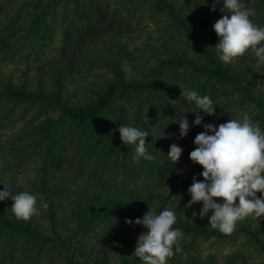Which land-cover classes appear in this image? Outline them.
Returning a JSON list of instances; mask_svg holds the SVG:
<instances>
[{
    "label": "trees",
    "instance_id": "1",
    "mask_svg": "<svg viewBox=\"0 0 264 264\" xmlns=\"http://www.w3.org/2000/svg\"><path fill=\"white\" fill-rule=\"evenodd\" d=\"M199 3L202 0H0V64L17 61L25 44L44 54L35 66L42 70L39 91L28 90L25 83L2 84L0 77V135L8 134L0 139V189L5 184L14 193L26 190L47 204L40 209L42 220L35 223L38 216L30 222L16 219L10 198L0 201V264H144L130 251L145 229L125 219L142 217L152 206L153 213L185 207L193 176L203 179L198 175L202 166L189 159L196 147L193 139L203 128L192 126L180 138L179 125L171 122L182 111L195 110L180 96L181 89L213 99L215 112L205 115L204 122L218 125L247 112L264 130V64L250 50L231 64L222 63L212 25L228 13L220 11L222 4L210 11ZM244 3L255 10L253 23L264 27V0ZM13 6L17 13L7 20L4 15ZM146 16L156 19V35L148 38L156 36L161 42L160 57L152 52L147 58L154 60L148 62L136 55L146 56L141 50H132L128 58L134 64L119 67L115 57L121 56L112 48V37H141L138 25ZM49 17L60 25L59 44L49 35ZM47 46L56 54L47 57ZM95 54L100 71L89 60ZM51 74L56 92L43 86L51 82ZM85 74L102 78L91 96L77 97L73 84L86 79ZM7 102L12 114L4 109ZM182 115L191 124L195 113ZM120 124L149 132L145 139L146 145L151 142L147 147L153 160L132 161L134 146L121 143ZM164 132L167 135L160 136ZM172 143L184 149L175 165L167 157ZM23 176L29 184H22ZM66 209L68 214L61 217ZM191 209L175 212L173 227L184 235L181 251L168 259L170 264L196 262L199 257L192 252L198 251L200 241L231 234L191 219ZM248 222L237 230H245L264 248V217ZM240 257L233 254L221 261L206 255L204 264H264Z\"/></svg>",
    "mask_w": 264,
    "mask_h": 264
},
{
    "label": "clouds",
    "instance_id": "2",
    "mask_svg": "<svg viewBox=\"0 0 264 264\" xmlns=\"http://www.w3.org/2000/svg\"><path fill=\"white\" fill-rule=\"evenodd\" d=\"M199 4L209 6L210 11L222 4L220 11L228 13L212 25L219 38L214 48L222 63L231 64L250 50L256 61L264 64V27L253 23V8L247 7L244 0H212L210 5L208 0H202ZM180 96L186 104L194 105L195 110L182 111L171 121L179 125V137L187 136L192 126L203 128L193 139L196 147L189 152V159L202 166L198 175L203 177L198 179L194 175L187 188L190 194L187 207L201 203L198 210L193 209V217L199 216L201 220L207 217L211 227L224 234L231 233L236 223L248 216L264 217V130L254 124L247 112L239 119L231 118L218 125L204 122L205 115L215 112L213 99L191 88L181 89ZM187 112L195 113L191 124L182 115ZM117 130L123 145L134 146L133 162L154 159L147 147L151 142L146 145L145 138L150 135L147 130L131 124H120ZM183 151L177 143L170 144L169 161L175 165ZM8 198L13 201L11 211L18 220L27 221L40 215L41 207L47 208L42 201L38 206L36 194L26 190L14 193L4 184L0 201ZM176 221L175 211L168 207L159 213L150 209L135 220L126 218L127 224L145 229L138 235L133 250L135 257L144 264H168V259L181 251L179 241L184 235L179 227H173Z\"/></svg>",
    "mask_w": 264,
    "mask_h": 264
},
{
    "label": "rangeland",
    "instance_id": "3",
    "mask_svg": "<svg viewBox=\"0 0 264 264\" xmlns=\"http://www.w3.org/2000/svg\"><path fill=\"white\" fill-rule=\"evenodd\" d=\"M17 10H18L17 6H13L11 8V10H7L6 14L4 15L5 18L7 20H9L10 16L16 15ZM165 17H167V16H165ZM48 19H49V28L47 25H45L43 27V31H45V29L48 28L49 35L52 34V36H54L53 41L57 42L59 44L60 43L59 40L61 37L60 25L57 21H54L53 18L49 17ZM155 20H154V18H151V17L148 18V16H146L142 20V22H140V25H138V28L139 29L142 28L144 34L139 38L137 37L135 39H132V37L130 38V37H120V36L112 37V38H114V40L111 44L112 48H113V50H117V53L119 54V56H121L120 59H117L115 57V61L118 63L119 67L124 68V69H126V68L128 69V68H130L129 63L134 64V59L128 58L131 55L132 50H141L140 53L145 54L146 56H141L138 52L136 53V55L139 57H144L145 59H148V62H152L154 60V58H147V56H153L154 55V54L152 55V52L155 53V58L160 57L159 51L162 48L161 42L159 41V43H158L156 36L148 38V34L156 35V30L158 29V26L155 23ZM27 45L28 44H25L24 46L21 47V49H23V50H21V57L17 61L13 62V61L8 60V62L6 64H2V65L0 64L1 83L2 84H10L13 86L14 85L20 86L23 83H25L24 86H26L28 88V90L36 89L37 91H39L40 84L38 83V77L41 74L42 70L41 69L36 70L35 66H36V64L41 62V60L38 57L43 56L44 54L37 53L33 48H31L29 46L27 47ZM121 49H123L122 52L120 51ZM46 51H47V57L56 54V50H53L49 46H47V48L45 49V52ZM104 54L108 55L106 53H104ZM12 58L17 59L18 55H15ZM90 59L92 60L91 62L93 63V66L98 71H100L101 70L100 57L99 56L97 57V55L95 54V55H91L89 60ZM29 64H31V65L29 66ZM84 77L86 79L80 78L75 82V84H73L74 86L72 87V89L74 91V94L77 97L91 96V94L93 93V89H92L93 86H97V79L102 78L101 75H88V76H86V74L84 75ZM52 78L53 77L51 74V78H50L51 82H48V83L46 82L43 85V86H46L48 92H56V90H57L55 84L51 80ZM76 96L72 95V97H76ZM5 101H6V98H5ZM4 109L6 111H10V109H12L11 104L7 102V104H5ZM10 112L12 114V111H10ZM42 115H41V117H42ZM46 115H47V113H46ZM44 116H45V114H44ZM236 119H238V118H236ZM5 128L8 131V128L6 126H5ZM1 129H2V125H1ZM7 136H8L7 133H5V134L2 133L0 135V139L2 141H4ZM0 167L3 168L4 166L0 163ZM14 173H16V171ZM0 174L2 176L1 171H0ZM6 178H7L6 182L9 184L12 180L11 174H7ZM21 182H22V184H29L26 176H23L21 178ZM17 189L21 190L20 183H19ZM216 199H220V198H216ZM66 201H67V199H66ZM39 202L40 201L38 200V206H39ZM172 206H173V204L171 205V207ZM154 207L155 206H152L150 209L153 211ZM179 207H181V209L174 210L176 213L179 211L182 213L183 211H186L187 209L192 208L191 209V215H190L191 219L197 220L200 222L202 221V222H205L206 224H209L207 217H205L203 220H201L199 218V216L193 217V215H192L193 209L198 210L201 207V203H195L190 207H187V205L185 207L183 205L179 206ZM185 208H187V209H185ZM41 214H42V211H41L40 215H38L39 220H36L35 215L33 217H31L29 220H33V218L35 217V223H37L38 221L40 222L42 220ZM67 214H68V209L64 210L61 213V217L65 216ZM177 214H179V213H177ZM210 214H211V210H210L209 215ZM254 218H255V216H248L242 220H239L236 223L235 229L228 236H217L216 234H214L211 237H209L210 239L208 238V241H206L205 243L203 241H200L199 245H198V251H194L192 253L194 255H196V257H199L201 260L199 258H195L196 262L186 263V261H185L183 263L182 261H179L178 264H197V262H200V264H204L206 262V255H209V256L214 255L218 260H221V261L225 257L227 258L233 254L240 255L241 256L240 258H243L244 260H246L248 262H251L254 260L255 261L264 260V248L262 246H259L258 242L256 240H254L251 236H248L247 233L245 232V230H243V229L237 230V228L241 227L243 224H245L249 220L250 221L253 220ZM28 222H30V221H28ZM248 223H250V222H248ZM262 242L264 243V237L262 239ZM128 251H130V249ZM130 254H132L134 256L133 250L130 251ZM183 258L186 259L187 258L186 255ZM168 264H170L169 261H168Z\"/></svg>",
    "mask_w": 264,
    "mask_h": 264
}]
</instances>
